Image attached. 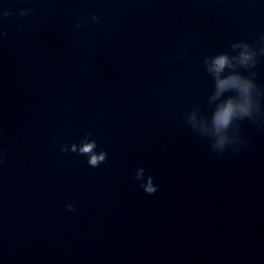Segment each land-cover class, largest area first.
Here are the masks:
<instances>
[{
  "label": "clouds",
  "instance_id": "1",
  "mask_svg": "<svg viewBox=\"0 0 264 264\" xmlns=\"http://www.w3.org/2000/svg\"><path fill=\"white\" fill-rule=\"evenodd\" d=\"M7 15V14H5ZM264 38V37H262ZM245 59H248V57H245ZM227 63V57L226 56H219L216 60H215V65H216V71H220L221 69H223L225 67ZM235 87L238 88L240 90H242L243 92L247 93L250 87V84L247 80L241 79L239 77L236 76H231L228 79L225 80H220L219 81V88L220 89H224L226 87ZM237 111H239L242 115H246L249 112V109L247 107L246 104H234L231 100L228 101V103L226 104V106L221 107L216 113H215V117H214V122L215 125L217 127V130H219L220 128H226L230 121L232 120V118L234 117V115H236ZM223 142V141H221ZM85 151H90L91 150V146H86V148L84 149ZM103 157H99L96 158L94 157L90 163L92 164H96L98 159H102ZM141 188H144L143 185L140 186ZM144 191L148 194H154L157 191V185L155 187H153V177L151 175L148 176V184L147 187L144 188Z\"/></svg>",
  "mask_w": 264,
  "mask_h": 264
}]
</instances>
